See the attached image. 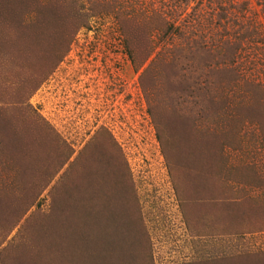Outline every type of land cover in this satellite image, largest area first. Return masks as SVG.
Here are the masks:
<instances>
[{"label":"rangeland","instance_id":"obj_1","mask_svg":"<svg viewBox=\"0 0 264 264\" xmlns=\"http://www.w3.org/2000/svg\"><path fill=\"white\" fill-rule=\"evenodd\" d=\"M59 1V23L23 6L0 14V44L20 38L11 14L32 32L56 28L30 45L41 76L0 48V264H127L130 247L133 264H264V0ZM156 11L185 37L154 32L146 58L121 30ZM186 40L236 53L242 80L222 119L215 108L195 123L199 108L171 105L182 74H143ZM94 146L116 182L88 172Z\"/></svg>","mask_w":264,"mask_h":264},{"label":"trees","instance_id":"obj_2","mask_svg":"<svg viewBox=\"0 0 264 264\" xmlns=\"http://www.w3.org/2000/svg\"><path fill=\"white\" fill-rule=\"evenodd\" d=\"M10 1L11 0H0V14L3 13L4 15H6L4 11L7 12L9 11V9H18L23 6V8L26 10V13L28 14H30L31 12H35L39 15V17L42 16L43 18L49 19L54 18V20H57L58 23L62 20L61 15L63 14V9L58 7L60 4L59 0H18L14 1L12 4ZM91 2L95 4L94 1ZM78 3L79 2L77 0H73L74 6ZM56 10H58V12L55 14L54 11ZM4 15L3 17L5 18ZM10 16L12 17L7 20V24H9L8 26L10 27V29H17L21 31V33L18 35L20 38L16 43H11L10 41L12 40V37L7 36V39H5L2 44H0V48L4 49V46H6V48L15 47V51L20 58V61H22L23 69H29V67L31 68L34 66H38V73L39 76H41L44 70H46V63L43 60L45 56L40 57L41 47L36 49L35 51V48H32L30 45L35 41L36 38H46L45 35H42V33L39 31H44L46 33V31L48 32L49 28L51 29V33L48 32V35H53V32H55L56 29L55 25H53V22H51L52 24H47L46 26L43 25L42 28H34L32 32V29H28V27L24 26L22 27L21 20H19L18 18H14L12 14L8 17ZM84 16L85 15H81L80 20L87 21L86 17ZM121 16L123 15L121 14ZM123 18L127 17L123 16ZM133 20L137 21L138 27L135 26V29H132L129 35L126 34L125 29L123 28L121 30V33L124 37H126L127 41L132 39L134 43L137 42L139 43V45L144 43L146 47V58L155 50L154 42L151 39L154 35V32H159L155 35L158 36L160 40L173 39L175 37H179L180 39H182L185 37L184 33L181 32L179 27H175L174 25L168 23L160 13H157V11L151 13V15H147L144 13L142 15L135 16L133 17ZM143 22H148L152 27L146 29V27H144V25L142 24ZM71 23L72 22H69V24ZM156 23H158L160 26L156 25ZM142 27L147 30V36L145 34L146 32L142 31ZM36 29H38L39 31H36ZM127 41L126 43H128ZM183 42L184 43H181V45H176V47L170 49H167L166 46L163 47V49L152 60L150 67L146 69L143 74L145 75L150 71L156 72L159 65L160 67L164 66L166 70L182 74L180 79L182 80L180 89V92L182 94L180 96L179 92L178 95L170 101L171 105H173V107H175V109L177 110L178 107L183 108V106H185L186 104H190L194 108H199V111L194 110L195 116L198 120L195 123L210 121V118L206 117L208 110H215V108L219 111L216 118L222 119L225 115H228L230 113V100L234 99L233 95H231V93H233L232 89L238 85L240 80H242L239 71L234 69V65L236 62V59L234 58L236 56V53L232 56L228 55V43H224V45L217 50L216 54L215 50L210 47L205 48L204 45L199 44L198 41L186 40ZM1 45H3V47ZM60 49L61 48L58 47V50ZM56 50L57 49L54 47V49L52 50L53 53H51L50 55L52 56V58L56 57L54 53ZM137 50L128 47L129 56L133 59L134 62L138 59V57H135L137 56ZM35 52L38 55L37 60L34 59V55H36ZM202 54L204 57L199 60V56ZM23 56H29V59L25 61L23 60ZM181 112L182 111L180 110L179 113ZM10 128L13 129V126ZM13 137L14 136H12L11 138ZM91 148L92 146H88V151ZM92 150V152H94L93 156L90 157V154L92 155V152H88V172H91V170H89L90 164L98 165L99 169L102 168V170L107 168V170H109L110 172V181H112V177H114L113 182H116L115 180H118V176L117 174H115V172H111L112 170H114L113 166H111L110 164L111 169H108L110 167H108V164L106 163V157L108 156L107 150L103 147H99L98 149H96L95 146ZM96 172L98 171L94 169V171H92V175H95ZM111 174H113V176ZM100 176L104 181H107L105 178V174H100ZM132 238H134V236H132ZM111 241H113V237L111 238ZM131 251L132 247L128 248V253H125L126 256H129L130 254V257L133 258V260H128L127 264L135 263L133 262L135 256L133 255V251ZM118 261L120 264L126 263L123 259H120V257Z\"/></svg>","mask_w":264,"mask_h":264}]
</instances>
